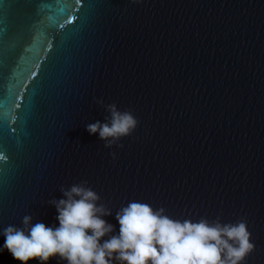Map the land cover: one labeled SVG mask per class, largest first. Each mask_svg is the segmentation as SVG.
Segmentation results:
<instances>
[{
  "label": "water",
  "instance_id": "water-1",
  "mask_svg": "<svg viewBox=\"0 0 264 264\" xmlns=\"http://www.w3.org/2000/svg\"><path fill=\"white\" fill-rule=\"evenodd\" d=\"M94 97L139 121L122 148L86 130ZM82 180L112 212L101 243L135 200L246 218L241 264H264V0H0V247L24 215L58 227L48 201Z\"/></svg>",
  "mask_w": 264,
  "mask_h": 264
},
{
  "label": "clouds",
  "instance_id": "clouds-1",
  "mask_svg": "<svg viewBox=\"0 0 264 264\" xmlns=\"http://www.w3.org/2000/svg\"><path fill=\"white\" fill-rule=\"evenodd\" d=\"M93 99L109 115L103 122L86 124V130L98 133L104 147L122 148L121 138L131 136L139 121L130 110ZM110 155L116 158L115 152ZM59 190L63 198L48 201L56 208L59 226L33 224V217L24 215L22 226L2 230L5 242L0 252L6 249L21 264L33 259L44 264L57 255L67 264H241L255 248L246 218L223 224L219 216L212 221L205 217L180 221L165 215L163 207L153 209L135 200L115 213L118 235L101 243V237L114 231V225L102 219L112 214L111 209L97 203L101 197L86 180Z\"/></svg>",
  "mask_w": 264,
  "mask_h": 264
}]
</instances>
